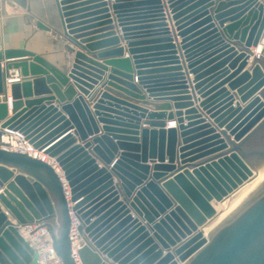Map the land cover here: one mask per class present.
Returning a JSON list of instances; mask_svg holds the SVG:
<instances>
[{
    "label": "water",
    "instance_id": "95a60500",
    "mask_svg": "<svg viewBox=\"0 0 264 264\" xmlns=\"http://www.w3.org/2000/svg\"><path fill=\"white\" fill-rule=\"evenodd\" d=\"M54 3L76 48L66 71L0 51V128L50 160L0 146V264L37 263L19 232L33 222L77 264L70 212L80 264H264V178L202 234L211 200L264 167V0ZM11 69L22 80L6 89Z\"/></svg>",
    "mask_w": 264,
    "mask_h": 264
},
{
    "label": "crops",
    "instance_id": "0c3cea01",
    "mask_svg": "<svg viewBox=\"0 0 264 264\" xmlns=\"http://www.w3.org/2000/svg\"><path fill=\"white\" fill-rule=\"evenodd\" d=\"M108 1L111 2L112 0ZM109 12L111 14V10ZM86 13L81 12L75 15H86ZM95 18L96 16H86L75 20L74 23L79 25L77 27H82L86 24L80 23ZM38 23L48 27V30L39 27ZM113 24L115 25V22ZM115 30L120 37L117 27ZM121 44L123 45V41H121ZM69 47L76 49L61 34L60 21L54 0H25L24 7L8 0L5 1L0 10V51L4 49H26L42 56L59 70L66 71L72 64L73 59V53ZM126 56L125 50L124 57ZM249 64L250 60L246 68ZM108 74L107 70L100 82L90 91V97L99 89L100 83L107 81L106 77ZM77 93L79 92L77 91ZM83 97L90 107L91 98ZM11 115V110L8 108L7 116ZM97 125L99 128L102 126L101 123H97Z\"/></svg>",
    "mask_w": 264,
    "mask_h": 264
},
{
    "label": "built area",
    "instance_id": "2783aa9c",
    "mask_svg": "<svg viewBox=\"0 0 264 264\" xmlns=\"http://www.w3.org/2000/svg\"><path fill=\"white\" fill-rule=\"evenodd\" d=\"M5 1L0 0V10L2 9ZM22 76L18 69H11L4 77V85L6 89L12 83L20 82ZM8 91V90H7ZM174 122H168V126H172ZM0 146L12 151L24 152L33 157H39L42 161L48 162V158L40 156V153L36 154L32 145L25 139V136L18 130H9L6 128H0ZM55 170L61 177L63 190L67 200L69 199V188L67 183L62 178V174L57 166ZM71 204L69 203V206ZM79 219L73 212H70V242H71V255L77 264H80L78 257V249L84 244L82 235L78 231ZM19 232L25 242L32 248L37 255L36 264H61L58 256L56 255L52 244L51 238L45 226L39 223H28L23 226H19Z\"/></svg>",
    "mask_w": 264,
    "mask_h": 264
},
{
    "label": "bare ground",
    "instance_id": "6f19581e",
    "mask_svg": "<svg viewBox=\"0 0 264 264\" xmlns=\"http://www.w3.org/2000/svg\"><path fill=\"white\" fill-rule=\"evenodd\" d=\"M262 41H260L259 45L255 48H253V52L255 56H259L261 49H262V43L264 42V33L261 37ZM257 52V53H255ZM196 104V102L194 103ZM174 123H172V126L174 127ZM37 156L40 153V156H45L41 151H38L34 149ZM48 158V157H47ZM48 162H50L48 158ZM264 178V167L260 170L259 173H256L255 171L252 172V174L247 178L246 181H244L242 184H240L236 189H234L232 192H230L225 198H223L221 201H215L211 200L210 205L214 209V215L207 219L206 223L202 226V234L203 237H207L208 234L213 230V228L224 218V216L249 192L251 191L262 179ZM1 191V190H0Z\"/></svg>",
    "mask_w": 264,
    "mask_h": 264
}]
</instances>
